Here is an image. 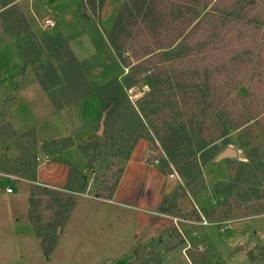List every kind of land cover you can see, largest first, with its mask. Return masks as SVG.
I'll list each match as a JSON object with an SVG mask.
<instances>
[{
	"label": "rangeland",
	"instance_id": "374dc122",
	"mask_svg": "<svg viewBox=\"0 0 264 264\" xmlns=\"http://www.w3.org/2000/svg\"><path fill=\"white\" fill-rule=\"evenodd\" d=\"M145 1L152 4V12L147 18L140 16L128 25L129 35L118 41L125 43V48L130 44L142 50L144 44L160 47V38L191 34L188 25L194 12L200 15L221 12L212 5L215 0ZM124 3H130V0H107L102 9L93 13L85 0H80L76 6L77 15L84 14L95 23L99 19L102 22L101 25L98 22L100 28L109 29L111 20ZM13 10L15 8L10 7L9 12L0 13V264H264V196L260 192L258 196L245 194L252 184L244 183L225 205H218L222 196L214 194L216 184L230 182L238 174L241 169L238 161H247L239 144L246 145L247 151L252 146L262 145L264 126L253 120L246 133L231 131L217 139L215 113L202 112L200 102L196 103L191 95L199 89L152 88L144 80V74L136 77L134 86L124 87V76L137 73L138 70L133 68L141 61L135 60V53L125 49L123 56L131 64L124 67L118 61L119 68L123 67V75L119 74V80L115 79L123 86L126 96L122 107L132 106L141 118L143 125L138 127V132L142 138L137 140L143 144V163L153 167L160 181L150 180L149 173L143 171L145 207L139 208L135 202L112 200L109 194L136 136L128 131H118L123 122L120 116H115L110 129H104L105 115L112 102H104L105 109L98 119L75 141L70 138L46 141L44 143H56H51L45 150L42 148L44 143L40 146L37 142L35 127L46 113V100L53 104L52 99L55 102L77 99L70 85L76 75L75 79L79 81L75 84H87L91 92L96 93L114 81L110 78L120 69L116 65L106 67L104 69L111 73L97 79L93 75L98 73L96 67L78 64L75 59L73 62V55L68 57L64 49L66 36L59 31L57 12H53L45 0H22L16 5L17 12ZM46 20L53 26L45 25ZM259 21H254L256 26H260ZM260 29L263 30L264 25ZM51 44H54L58 58L56 53L52 54L54 51H49ZM261 44L262 41H257L250 45L256 46L254 53L245 52V46L240 47L236 61L239 68L246 65L250 74L253 73L258 57L262 55ZM24 54H32L35 64L32 63L34 59L28 60ZM49 65L58 76L54 85L52 75L47 74ZM19 77L20 81L17 80ZM37 77L49 90L42 88ZM201 77L204 75L192 73L187 84L190 79L200 81ZM80 85H76V91L82 90ZM40 88L46 98L40 97ZM245 92L244 85L235 94L244 96ZM165 95L173 96L166 100L169 103L164 115L159 112L151 113L148 118L142 115L140 105L148 107L150 98L163 101ZM175 111L181 112V116L174 118ZM175 121L183 122L187 127L190 122L201 123L196 129L198 138L216 144L217 155L229 146L236 150L237 156L216 161V155L201 165V179L187 186L176 166L163 164L166 159L163 145L171 147ZM95 135L102 137L97 139ZM112 137L115 139L110 140ZM226 140L229 143L224 147ZM39 149L49 159L63 161L70 167L69 189L44 187L26 177L21 164L32 163V156L36 154L37 157ZM190 158L181 156L178 160ZM155 159L158 163H154ZM34 163L38 164L36 158ZM253 173L260 177L257 171ZM140 178L136 176L129 180L132 190ZM261 186L264 188V183ZM7 188L12 192L6 193ZM157 195L159 203L153 207V197ZM68 200L73 206L62 220L68 208L64 204ZM201 239L207 243L197 247L196 243ZM42 241L46 248L52 247L48 257L44 256Z\"/></svg>",
	"mask_w": 264,
	"mask_h": 264
},
{
	"label": "trees",
	"instance_id": "16d2710c",
	"mask_svg": "<svg viewBox=\"0 0 264 264\" xmlns=\"http://www.w3.org/2000/svg\"><path fill=\"white\" fill-rule=\"evenodd\" d=\"M106 2L107 0H85L86 5L93 13L102 9ZM151 5L149 3L146 4L145 0H130V3H124L122 9L116 12V15L111 20L109 29L103 28L110 46L124 67H128L131 64L129 59L123 56L125 49L135 53V60H141L133 68L138 70L137 73L124 76V87L130 88L134 86L137 83L136 77L144 74V80L152 88L160 89V87H164V90H173L174 87L178 89L187 87L190 91L199 89V94L192 92L191 95L194 101L196 100V103L200 102V110L202 112H208L209 110L211 113H215L214 123L216 128L214 134L217 139L228 135L231 131H243V133H246L248 130H245L249 129L250 122L253 120H255V123L264 126V29H260V26L264 25V0H215L212 5L221 9V12H204L202 15L194 12L188 25L191 26L190 29L192 30L189 36L180 37L179 35L173 38H160L162 46H157L156 48L150 44H144L143 50L132 44L125 48L126 44L119 43V38H126L129 35L127 27L135 23L136 18L140 16L147 18L149 16V13L152 12ZM258 19L260 20L258 24L260 26H256L254 22ZM98 22L100 25L102 24L99 19ZM176 41L178 42L174 44ZM257 41H262V55L260 58L258 57L259 61L253 73L250 74L248 66L240 64L241 67L239 68L236 61L241 51L240 47L245 46L243 48L246 50L245 52L254 53L256 46L251 47L250 45H254ZM53 45L51 44L49 51H54L52 54L56 53L57 57L58 52L57 50L55 52V46L53 47ZM34 46L33 48H35ZM64 49L68 57H72L68 47L64 45ZM24 55L28 60L29 58L31 60L34 59L32 54L30 56L29 54ZM72 61H75L74 58H72ZM32 63L35 64V59ZM65 65L67 66V64ZM48 68L47 74L49 77L52 75L51 83L54 85L58 76L52 65H49ZM192 73L204 75V77L199 78L200 81L192 78L190 83L187 84L188 76ZM75 78L71 80L70 85L75 91L77 98L91 93L87 84H83L84 86L79 83L75 84L77 83L76 81H79L78 78ZM38 81H40L42 88L49 90L44 86L40 78H38ZM76 85H80L82 90L78 91L82 92L76 91ZM244 85L245 95L237 96L235 91ZM95 94L102 103V111L105 109L103 105L105 101L113 103L105 115L104 129L108 130L110 126H113L115 116H120L123 122L118 131H128L130 135L131 133L136 134L131 142L133 147L136 140L142 138L139 135L138 127L142 126L143 122L132 106L122 107L126 99L123 86L117 80H114L107 83ZM172 96H163V101H155L154 98H150L148 107L139 106L140 112L146 118L153 112H159L164 115L163 111L167 108V103H169L166 100ZM52 100L56 109H61L71 102L66 100L55 102L54 99ZM180 116L181 112L175 111L173 114L174 118ZM200 124L198 122H190V126L187 127L183 122L176 123L175 121L172 124V148L166 144L163 145L166 154V159L163 161L164 166L168 163L176 166L178 174L187 186L201 179V165L210 162L218 153L216 144L197 137L196 129L200 128H197ZM101 137L95 135L97 139ZM115 137L110 138V140H114ZM51 143L56 142L44 143L42 148L47 150ZM228 143V140H226L224 147ZM192 145H195V148ZM239 147L244 150L247 161H238L241 169H239L238 174L232 181L216 184L214 194L222 196L217 201L218 205H225L228 202V198L242 183L252 184V187L245 194L258 196V192H260L264 196V188L261 186L264 183V142L262 145L252 146L249 151H247L246 145L240 143ZM181 156L185 158L191 157V160H178ZM35 158L36 154L32 156V163L23 162L21 164L26 177L32 181L36 179V165L35 163L33 164ZM71 171L70 169L65 184L66 189H69ZM254 171L260 174L259 178L253 173ZM121 173L122 170L119 171L112 193ZM255 186H258V188ZM259 187H261V191ZM112 193L109 195L111 196ZM64 206L68 208L64 211L62 220H65L71 212L73 203L68 200ZM36 234H38L37 230ZM42 247L44 256L48 257L52 247L46 248L45 241H42Z\"/></svg>",
	"mask_w": 264,
	"mask_h": 264
},
{
	"label": "crops",
	"instance_id": "0c3cea01",
	"mask_svg": "<svg viewBox=\"0 0 264 264\" xmlns=\"http://www.w3.org/2000/svg\"><path fill=\"white\" fill-rule=\"evenodd\" d=\"M20 1L22 0H0V13L9 12L8 9L10 7L15 8L13 12H17L16 5ZM79 1L45 0L46 5L51 7L53 12H57L55 18L59 22V31L64 34V37L66 36V45L78 64L88 63L90 67H96L98 73L94 72L93 75L94 77L96 75L97 79L111 73V70L108 72L104 68L116 65L117 69H120V73L115 72L116 75L110 79L111 81L119 80L120 75H123L121 74L123 67L119 68V60L116 55L114 56V51L98 22L95 23L91 18L86 19L84 14L78 17L76 6ZM34 80L36 81V79ZM41 89L39 95L40 97H45L46 94ZM46 101V113L42 117L41 122L35 127L37 142L40 146L46 141H58L62 138H70L75 141L78 136L84 135L89 131L102 112V103L94 92L74 99L61 109H56L50 101ZM142 146L141 140L135 142L111 196L112 200L135 202L139 208L145 207L147 204V199L145 198L146 190L144 189L146 180L143 178V171L149 173L150 180H156L154 181L156 183L160 181V177L155 175L152 170L153 167H148L147 164L143 163L144 151ZM38 151L35 183L44 187L64 188L70 173V167L63 161L49 159V156L47 157V154L42 149ZM136 176L141 178L137 183V187L132 190L128 182ZM154 188L156 191L157 186ZM153 198V207H156L159 203L158 195ZM202 241L207 243V240Z\"/></svg>",
	"mask_w": 264,
	"mask_h": 264
},
{
	"label": "water",
	"instance_id": "95a60500",
	"mask_svg": "<svg viewBox=\"0 0 264 264\" xmlns=\"http://www.w3.org/2000/svg\"><path fill=\"white\" fill-rule=\"evenodd\" d=\"M18 80H20V77L18 78ZM236 156H237L236 150L228 146L216 156L215 160L220 161L227 158H235Z\"/></svg>",
	"mask_w": 264,
	"mask_h": 264
},
{
	"label": "built area",
	"instance_id": "2783aa9c",
	"mask_svg": "<svg viewBox=\"0 0 264 264\" xmlns=\"http://www.w3.org/2000/svg\"><path fill=\"white\" fill-rule=\"evenodd\" d=\"M44 23H45V25L49 24L51 27L53 26V23L50 22L49 20H46ZM154 163H158V160L155 159V160H154ZM11 192H12V190H11L10 188H7V189H6V193H11ZM203 242H204V241H200V242L196 243V246L198 247L199 244H201V243H203Z\"/></svg>",
	"mask_w": 264,
	"mask_h": 264
}]
</instances>
